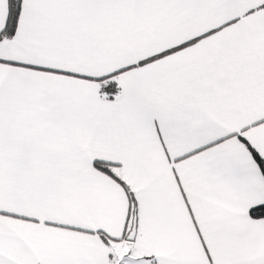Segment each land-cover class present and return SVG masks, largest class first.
Returning a JSON list of instances; mask_svg holds the SVG:
<instances>
[{"label": "snow or ice", "instance_id": "6c2138e0", "mask_svg": "<svg viewBox=\"0 0 264 264\" xmlns=\"http://www.w3.org/2000/svg\"><path fill=\"white\" fill-rule=\"evenodd\" d=\"M0 264H264V0H0Z\"/></svg>", "mask_w": 264, "mask_h": 264}]
</instances>
